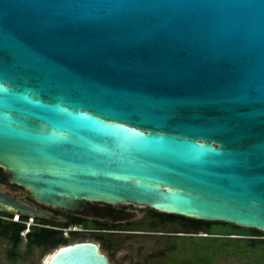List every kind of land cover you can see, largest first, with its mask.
Returning a JSON list of instances; mask_svg holds the SVG:
<instances>
[{"label":"water","instance_id":"95a60500","mask_svg":"<svg viewBox=\"0 0 264 264\" xmlns=\"http://www.w3.org/2000/svg\"><path fill=\"white\" fill-rule=\"evenodd\" d=\"M0 168L51 209L264 232V0H0ZM0 212L49 218L2 191Z\"/></svg>","mask_w":264,"mask_h":264},{"label":"trees","instance_id":"16d2710c","mask_svg":"<svg viewBox=\"0 0 264 264\" xmlns=\"http://www.w3.org/2000/svg\"><path fill=\"white\" fill-rule=\"evenodd\" d=\"M33 201L32 198H29ZM46 209V208H43ZM56 213H63L54 210ZM157 220L164 226H171L173 233H183V237H168L152 252L149 264H214L217 258L241 260L250 257L246 264L264 262V232L239 227L223 222H208L182 216L158 213L153 210ZM14 215L0 212V239L10 245L7 258L14 262L28 259L35 249L50 251L67 246L76 240L65 237L60 228H68L76 221L56 223L50 219L31 218L28 215L13 220ZM28 230L26 235L23 233ZM23 247L25 248L23 252ZM260 253L261 259L256 258ZM259 256V255H258Z\"/></svg>","mask_w":264,"mask_h":264},{"label":"flooded vegetation","instance_id":"af4514ba","mask_svg":"<svg viewBox=\"0 0 264 264\" xmlns=\"http://www.w3.org/2000/svg\"><path fill=\"white\" fill-rule=\"evenodd\" d=\"M17 188L7 183V177L0 168V191L19 201L38 207L28 197H21L15 192ZM30 195V194H29ZM31 197V196H30ZM89 209L81 213H56L49 208V212L41 207L42 211L48 213L50 220L60 223L76 221L78 224H71L68 228L69 238L77 236L69 245L79 242H92L98 245L99 250L104 254L109 264H149L151 254H147L148 243L156 245L164 243L168 237L173 235L183 237V233H173L171 226L157 220L150 209H145L140 214L139 209L132 206L116 207L102 202H89ZM60 211V210H58ZM16 216L14 212H7ZM21 215H17L20 217ZM65 228V229H68ZM60 228V231L65 230ZM64 233V232H63ZM63 247V246H62ZM58 249V248H56Z\"/></svg>","mask_w":264,"mask_h":264},{"label":"rangeland","instance_id":"374dc122","mask_svg":"<svg viewBox=\"0 0 264 264\" xmlns=\"http://www.w3.org/2000/svg\"><path fill=\"white\" fill-rule=\"evenodd\" d=\"M15 194L21 196V197H28V198H31L29 193L26 192V191H23V190H17L15 192ZM33 202H35L33 200ZM35 204L38 206V207H41V208H46L45 211L49 212V208L48 207H45V206H42L38 203L35 202ZM137 209V208H136ZM140 211V214H143L144 212H141V211H146L145 209H139ZM17 218V215L14 216L13 219H16ZM10 248V245L5 242L3 239H0V264H46L48 258L55 252L56 249H53V250H50V251H43V249H35L34 252L32 253V255L28 258V259H19L17 261H10L8 258H7V250ZM157 248V246H155V244L153 242L151 243H148V249L146 251L147 254H151L153 251H155ZM23 252L25 250V248L23 247ZM259 255V256H258ZM258 255L256 256V258L258 259H261L262 257H260V253H258ZM249 258L250 257H245L244 259H241V260H236V259H231V260H228L226 261V259L222 258H217L216 259V262L214 264H246L248 261H249ZM263 259V258H262ZM262 264H264V262H262Z\"/></svg>","mask_w":264,"mask_h":264},{"label":"built area","instance_id":"2783aa9c","mask_svg":"<svg viewBox=\"0 0 264 264\" xmlns=\"http://www.w3.org/2000/svg\"><path fill=\"white\" fill-rule=\"evenodd\" d=\"M13 220H14V221H19V217H17L16 219H13ZM71 230H72V228H68V229L63 230L64 235L67 236L68 233H69ZM27 232H28V230H26V231L23 233V235L25 236Z\"/></svg>","mask_w":264,"mask_h":264}]
</instances>
